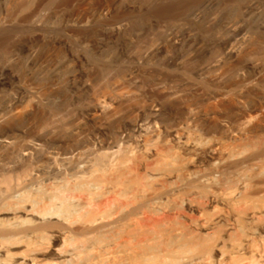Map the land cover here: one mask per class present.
Here are the masks:
<instances>
[{
	"label": "rangeland",
	"instance_id": "obj_1",
	"mask_svg": "<svg viewBox=\"0 0 264 264\" xmlns=\"http://www.w3.org/2000/svg\"><path fill=\"white\" fill-rule=\"evenodd\" d=\"M256 132L264 0H0V182L113 153L209 171Z\"/></svg>",
	"mask_w": 264,
	"mask_h": 264
},
{
	"label": "bare ground",
	"instance_id": "obj_2",
	"mask_svg": "<svg viewBox=\"0 0 264 264\" xmlns=\"http://www.w3.org/2000/svg\"><path fill=\"white\" fill-rule=\"evenodd\" d=\"M241 135L209 171L166 151L143 170L113 153L5 177L0 264H264V134Z\"/></svg>",
	"mask_w": 264,
	"mask_h": 264
}]
</instances>
